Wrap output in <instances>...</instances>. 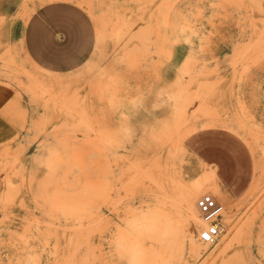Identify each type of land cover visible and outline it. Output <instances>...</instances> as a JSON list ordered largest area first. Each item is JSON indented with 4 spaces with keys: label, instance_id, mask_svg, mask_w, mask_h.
<instances>
[{
    "label": "rangeland",
    "instance_id": "rangeland-1",
    "mask_svg": "<svg viewBox=\"0 0 264 264\" xmlns=\"http://www.w3.org/2000/svg\"><path fill=\"white\" fill-rule=\"evenodd\" d=\"M51 2L91 34L60 70L24 39ZM0 264H264V0H0Z\"/></svg>",
    "mask_w": 264,
    "mask_h": 264
},
{
    "label": "crops",
    "instance_id": "crops-1",
    "mask_svg": "<svg viewBox=\"0 0 264 264\" xmlns=\"http://www.w3.org/2000/svg\"><path fill=\"white\" fill-rule=\"evenodd\" d=\"M59 32L62 41L55 33ZM31 58L47 69H65L82 62L90 50L91 34L84 13L66 2L39 7L24 33Z\"/></svg>",
    "mask_w": 264,
    "mask_h": 264
},
{
    "label": "built area",
    "instance_id": "built-area-1",
    "mask_svg": "<svg viewBox=\"0 0 264 264\" xmlns=\"http://www.w3.org/2000/svg\"><path fill=\"white\" fill-rule=\"evenodd\" d=\"M194 204L203 222L196 230V240L199 243L210 244L224 230L221 222L222 204L208 191L200 193Z\"/></svg>",
    "mask_w": 264,
    "mask_h": 264
},
{
    "label": "bare ground",
    "instance_id": "bare-ground-1",
    "mask_svg": "<svg viewBox=\"0 0 264 264\" xmlns=\"http://www.w3.org/2000/svg\"><path fill=\"white\" fill-rule=\"evenodd\" d=\"M221 214H222V212H221ZM200 216V215H199Z\"/></svg>",
    "mask_w": 264,
    "mask_h": 264
}]
</instances>
